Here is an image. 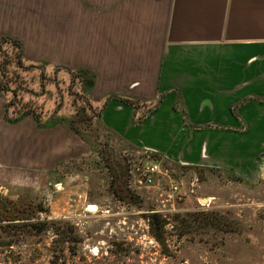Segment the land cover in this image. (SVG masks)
<instances>
[{"label":"crops","instance_id":"1","mask_svg":"<svg viewBox=\"0 0 264 264\" xmlns=\"http://www.w3.org/2000/svg\"><path fill=\"white\" fill-rule=\"evenodd\" d=\"M61 20L67 34L53 44L71 68L91 70L102 131L124 153L166 159L194 179L206 170H261L264 0H0V38L19 39L24 52L44 46L46 21L57 30ZM2 117L1 165L20 159L32 169L55 158L54 168L82 143L91 151L66 124ZM115 169L127 177L126 166ZM61 175L78 176L54 172Z\"/></svg>","mask_w":264,"mask_h":264},{"label":"rangeland","instance_id":"2","mask_svg":"<svg viewBox=\"0 0 264 264\" xmlns=\"http://www.w3.org/2000/svg\"><path fill=\"white\" fill-rule=\"evenodd\" d=\"M48 23L44 46L32 43L22 52L26 67L18 73L10 67L20 87L13 92L0 88V101L14 117L33 110L41 124L70 122L78 141L91 151L82 143L85 148L76 157L54 168L55 158L33 170L21 166L20 159L0 163V191L42 202L47 211L35 220L49 221L39 234L0 223V264H264V164L254 176L206 170L194 179L192 172L183 176L181 166L162 158L170 177L159 176L151 187L120 189L118 195L112 171L119 165L128 170L137 155L124 153L125 146L102 131V102L93 97V78L81 81V69L71 68L68 53L53 44L56 33H66L67 20L59 21L57 30ZM60 168L78 176H54ZM173 184L178 190L168 201ZM198 211L223 216L224 229L188 221ZM153 214L165 222V246L155 236Z\"/></svg>","mask_w":264,"mask_h":264},{"label":"trees","instance_id":"3","mask_svg":"<svg viewBox=\"0 0 264 264\" xmlns=\"http://www.w3.org/2000/svg\"><path fill=\"white\" fill-rule=\"evenodd\" d=\"M9 46L12 47L16 55L10 56L9 54ZM22 42L14 37L5 35L0 38V88L5 90L6 92H13L18 89L19 80L18 75H12L11 68L13 65L15 67V72H17V68L23 70V67H26L27 58L22 54ZM80 73L81 81H90L93 78V74L88 70H78ZM18 83V84H17ZM22 85V84H20ZM136 104V103H134ZM137 107V104H136ZM8 104L5 106L4 109V118L6 121L10 123H18L22 121L28 115H37L35 112L26 111L20 114L19 116H11L10 110L8 109ZM101 114V112H100ZM36 122L39 127L46 128L52 127L61 123V121L53 122L51 124H41L38 117L35 118ZM70 129H72L76 134H79L78 131L72 126L70 122H68ZM112 167V166H110ZM124 173H117V169H113L112 171V178L114 180V187L119 188L116 189L118 195L121 196V190H127L125 186L126 183V176H123ZM119 191V192H118ZM47 209L43 205L42 202H37L33 198H29L28 196H19L18 199L10 198L9 196L4 195L0 191V223L2 226L7 227H17L27 232H33L35 234L42 233L43 231L47 230V225L49 221L45 220H35L36 217L38 218L42 212L46 213ZM190 215V214H189ZM191 219L188 218V221H201L204 223H211L217 225L219 228L224 229L226 221L224 220L223 216L217 213H205V212H194L191 213ZM159 224L158 226L154 223L155 228V236L165 246L164 239L162 237V228L165 222L159 216Z\"/></svg>","mask_w":264,"mask_h":264},{"label":"built area","instance_id":"4","mask_svg":"<svg viewBox=\"0 0 264 264\" xmlns=\"http://www.w3.org/2000/svg\"><path fill=\"white\" fill-rule=\"evenodd\" d=\"M130 168L128 172L127 186L130 189L139 187H151L156 185V181L159 176L170 177V170L167 167H163L162 161H150L147 156H141L129 160ZM178 190V185H171V192L168 193V201L173 200L175 191ZM172 209L164 210L171 211ZM166 216V215H165ZM148 228V227H147ZM155 241L153 238L150 243Z\"/></svg>","mask_w":264,"mask_h":264},{"label":"water","instance_id":"5","mask_svg":"<svg viewBox=\"0 0 264 264\" xmlns=\"http://www.w3.org/2000/svg\"><path fill=\"white\" fill-rule=\"evenodd\" d=\"M152 216H153L155 224L158 226V224H159V216L157 214H153Z\"/></svg>","mask_w":264,"mask_h":264},{"label":"flooded vegetation","instance_id":"6","mask_svg":"<svg viewBox=\"0 0 264 264\" xmlns=\"http://www.w3.org/2000/svg\"><path fill=\"white\" fill-rule=\"evenodd\" d=\"M128 172H129V169H128V171H127L126 185H127V179H128ZM127 187H128V186H127ZM128 189H129V187H128Z\"/></svg>","mask_w":264,"mask_h":264}]
</instances>
